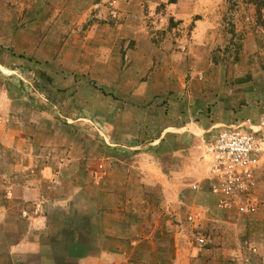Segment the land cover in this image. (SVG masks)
Here are the masks:
<instances>
[{"label": "rangeland", "instance_id": "obj_1", "mask_svg": "<svg viewBox=\"0 0 264 264\" xmlns=\"http://www.w3.org/2000/svg\"><path fill=\"white\" fill-rule=\"evenodd\" d=\"M157 1L0 0V126L15 141L8 147L0 135V264H76L96 254L103 177L129 176L130 162L139 165L137 154L158 138H146L148 129L158 132L168 118L213 122L229 111L264 136L260 0H222L211 26L202 14L181 25L168 14L171 0ZM156 154L168 160L162 146ZM33 182L39 205L12 198L30 195ZM192 199L169 200L179 232L169 246L179 263L171 264H264L258 241L215 240L252 216L193 228ZM197 230L212 242L199 246ZM27 240L40 241V252H16Z\"/></svg>", "mask_w": 264, "mask_h": 264}, {"label": "crops", "instance_id": "obj_2", "mask_svg": "<svg viewBox=\"0 0 264 264\" xmlns=\"http://www.w3.org/2000/svg\"><path fill=\"white\" fill-rule=\"evenodd\" d=\"M147 1L158 2L157 0ZM220 2L223 1L175 0V2L166 4V7L169 16H175V20H180L181 25L187 21H193L196 15L202 14L207 20L205 24L211 26L215 20L214 13L219 8ZM196 22L197 20H194V23ZM213 23L215 24V22ZM200 26L201 20L198 23L199 28L195 30L199 31ZM217 107L220 108L221 105L218 104ZM228 114L229 111L225 118L217 116L215 118L214 116L213 122L188 121L179 118L176 124L174 120L168 118L166 122L163 121L158 132L154 130L151 133L149 128V135L146 138L151 134L157 135L158 138L153 143L150 142L151 139L145 140L146 142L142 146H146L149 141L152 147L150 150H143L137 154L144 157L139 165H136V162H130L127 169L130 173L129 176L126 175L124 179L112 174L103 177L105 185L99 188H103L102 194L107 196V201L99 207L97 214V243L94 246L97 247L98 252L96 254L91 252L79 258L76 264L179 263L178 254L175 257L170 256L169 246L173 241L172 235L176 231L175 235L178 236L179 232L172 222L169 200H178L185 205L190 198H193L190 203L195 206V211L189 215V217H193L191 219L193 228L207 227L210 229L216 226L215 222H222L223 216H229L227 211L220 209L213 211L204 205L207 201L211 203L216 201L217 205V199L209 189L208 167L212 156L206 152V143L211 141L217 132L228 124L244 123L247 128L254 126L252 119L239 115L230 117ZM5 127L0 126L1 139L5 135L2 142L8 147L14 146L15 141L10 138L13 136L12 130L10 127ZM133 135L139 137L140 133L137 132ZM131 142L136 144L131 143L129 148L135 150L140 148V142L137 144V139H133ZM159 146L167 151L168 160L165 158L161 160L156 154L159 151ZM136 170H140V172L138 173ZM263 170L259 173L261 192H264ZM195 183L199 185V188L192 190L190 186ZM32 184L36 187H27V191L31 192L30 195L14 194L12 198L19 199L23 205L28 201L39 205L43 194L38 188L37 182ZM11 196L9 195V197ZM201 200L205 202L201 203ZM22 211H25L24 207ZM217 216L220 218L217 219ZM37 232L36 230L33 234ZM198 232L197 230L196 233ZM217 233L220 235L216 236L215 240L225 241L231 235V238L237 240L245 237L249 241H258L264 245V208L251 217V222L242 224L232 231L221 228L217 230ZM131 243H135L134 246ZM15 245L16 252H21L24 247H32L34 252H40L41 249V243L38 240L19 241ZM127 249L133 251L136 256H131V253L127 254ZM154 252L155 254L151 255ZM202 257L203 254L200 256L201 260L198 259L200 262L203 261Z\"/></svg>", "mask_w": 264, "mask_h": 264}, {"label": "built area", "instance_id": "obj_3", "mask_svg": "<svg viewBox=\"0 0 264 264\" xmlns=\"http://www.w3.org/2000/svg\"><path fill=\"white\" fill-rule=\"evenodd\" d=\"M206 152L212 156L209 189L218 207L238 218L257 214L264 207V192L259 185V173L264 169V136L244 123L228 124L206 143ZM51 182L56 184L58 179ZM190 188L197 190L199 185ZM195 241L201 247L212 242L202 232L195 234Z\"/></svg>", "mask_w": 264, "mask_h": 264}, {"label": "trees", "instance_id": "obj_4", "mask_svg": "<svg viewBox=\"0 0 264 264\" xmlns=\"http://www.w3.org/2000/svg\"><path fill=\"white\" fill-rule=\"evenodd\" d=\"M174 0H171V2H173ZM259 4H261V6H263L264 7V0H260V3Z\"/></svg>", "mask_w": 264, "mask_h": 264}]
</instances>
